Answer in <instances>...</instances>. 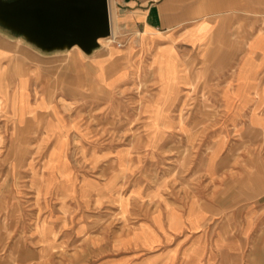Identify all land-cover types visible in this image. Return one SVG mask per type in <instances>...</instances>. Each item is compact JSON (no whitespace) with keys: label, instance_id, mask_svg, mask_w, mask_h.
Segmentation results:
<instances>
[{"label":"rangeland","instance_id":"374dc122","mask_svg":"<svg viewBox=\"0 0 264 264\" xmlns=\"http://www.w3.org/2000/svg\"><path fill=\"white\" fill-rule=\"evenodd\" d=\"M156 1L109 0L115 40L91 54L0 31V264H213L229 242L263 249L264 11L219 2L203 35L148 27Z\"/></svg>","mask_w":264,"mask_h":264},{"label":"water","instance_id":"95a60500","mask_svg":"<svg viewBox=\"0 0 264 264\" xmlns=\"http://www.w3.org/2000/svg\"><path fill=\"white\" fill-rule=\"evenodd\" d=\"M0 31L43 54H91L111 34L108 0H0Z\"/></svg>","mask_w":264,"mask_h":264},{"label":"crops","instance_id":"0c3cea01","mask_svg":"<svg viewBox=\"0 0 264 264\" xmlns=\"http://www.w3.org/2000/svg\"><path fill=\"white\" fill-rule=\"evenodd\" d=\"M219 2L226 3L227 6L232 4V10L241 9V12H245L254 4L264 11V0H160L152 3V8H148L146 24L151 28L157 24L168 28L184 25L186 28H193L195 33L206 35L208 27L213 28V23L216 21L214 17H216ZM257 44L260 47L264 46V31L258 33ZM247 223L248 226L243 228L242 238L251 232L252 221H247ZM258 232L259 235L264 236V230L263 235L261 230L258 229ZM231 243L233 242L224 245L225 253L219 260L213 258V264H264V246L256 254L239 255L232 252L231 246L233 247L235 242Z\"/></svg>","mask_w":264,"mask_h":264},{"label":"bare ground","instance_id":"6f19581e","mask_svg":"<svg viewBox=\"0 0 264 264\" xmlns=\"http://www.w3.org/2000/svg\"><path fill=\"white\" fill-rule=\"evenodd\" d=\"M108 6H109V18H110V27H111V34L108 36V37H105V40H106V42L108 43V42H111V41H114L115 40V32H114V30H113V25H112V18H111V9H110V5H109V0H108ZM105 42V43H106ZM112 53H113V51H110L108 54H107V58H109V57H111L110 55H112ZM114 54V53H113ZM161 55V54H160ZM158 57V56H157ZM164 57V56H163ZM171 58V57H170ZM110 59V58H109ZM174 60V59H173ZM103 61V60H102ZM110 62V61H109ZM170 62V61H169ZM169 62H168V64H169ZM170 64H171V62H170ZM102 67V66H101ZM171 67V66H170ZM177 68V67H176ZM177 70H178V68H177ZM176 70V71H177ZM95 71V70H94ZM175 71V72H176ZM171 72V71H170ZM93 73L94 72H91V71H88V72H85V74H81V73H79V75H77V79H78V81H83V82H88V84H90L91 82H94V78H93ZM100 73V72H99ZM167 74V73H166ZM172 74V73H171ZM0 75H1V72H0ZM101 75V74H100ZM99 75V76H100ZM175 76H177L176 74H175ZM178 76H179V74H178ZM1 77V76H0ZM98 77V76H97ZM96 77V78H97ZM173 78V77H172ZM2 80V79H1ZM3 81V80H2ZM1 84V83H0ZM1 91H3V90H0V93H1ZM2 95H3V93H2ZM6 96H7V94H6ZM22 97V96H21ZM26 97V96H25ZM15 98V97H14ZM18 98V97H17ZM13 99V98H12ZM21 99V98H20ZM26 99H28V98H26ZM19 101V100H18ZM14 102V101H13ZM20 104V103H19ZM21 109H24V108H22V106H21ZM23 114V113H22ZM22 119V118H21Z\"/></svg>","mask_w":264,"mask_h":264}]
</instances>
